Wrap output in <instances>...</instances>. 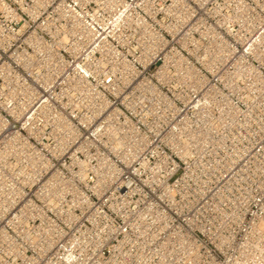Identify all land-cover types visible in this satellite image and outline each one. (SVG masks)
Wrapping results in <instances>:
<instances>
[{
    "label": "built area",
    "instance_id": "built-area-1",
    "mask_svg": "<svg viewBox=\"0 0 264 264\" xmlns=\"http://www.w3.org/2000/svg\"><path fill=\"white\" fill-rule=\"evenodd\" d=\"M0 264H264V0H0Z\"/></svg>",
    "mask_w": 264,
    "mask_h": 264
}]
</instances>
